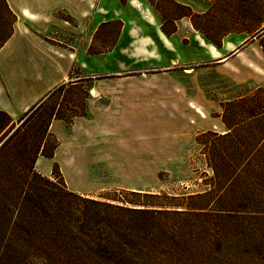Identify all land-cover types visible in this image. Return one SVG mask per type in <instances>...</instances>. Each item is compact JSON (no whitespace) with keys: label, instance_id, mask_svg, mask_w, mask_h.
I'll use <instances>...</instances> for the list:
<instances>
[{"label":"trees","instance_id":"16d2710c","mask_svg":"<svg viewBox=\"0 0 264 264\" xmlns=\"http://www.w3.org/2000/svg\"><path fill=\"white\" fill-rule=\"evenodd\" d=\"M147 1L156 7L159 0ZM166 1L184 9L181 15L217 47L221 39L203 27L213 11L229 16L223 35L253 34L264 22H239L233 15L239 0H210L204 12ZM255 4L260 9L264 0ZM14 19L0 0V47ZM98 29L88 53L110 50L95 48ZM73 86L54 87L16 120L0 110V264H264V85L221 103L224 133L195 136L196 160L203 164L193 169L196 189L103 198L67 187L55 161L50 176L35 168L39 156L52 158L59 145L51 122L60 119L68 127L85 115L74 106L69 115L46 106L54 93Z\"/></svg>","mask_w":264,"mask_h":264},{"label":"rangeland","instance_id":"374dc122","mask_svg":"<svg viewBox=\"0 0 264 264\" xmlns=\"http://www.w3.org/2000/svg\"><path fill=\"white\" fill-rule=\"evenodd\" d=\"M255 1L237 2L233 15L239 22L264 17V6L259 9ZM143 2L144 18L135 9L115 6L119 15L100 24L94 45L111 46L108 51L87 54L90 30L54 29L48 35L78 58L65 80L77 84L54 93L46 106L62 115H69L71 106L85 110L79 120L86 124L76 126L74 135L62 121L56 134L75 146L78 172L60 173L67 187L81 194L103 198L130 191L196 189L190 181L198 174L193 169L203 164L196 160L195 136L207 130L224 133L221 103L264 85V22L253 34H232L234 45L218 51L181 15L184 9L166 0L155 2L156 7ZM120 17L127 22L116 39ZM228 19L215 10L203 27L222 41ZM160 25L169 37L158 30ZM196 42L210 51V58L199 56ZM54 161L39 156L35 168L50 176Z\"/></svg>","mask_w":264,"mask_h":264},{"label":"crops","instance_id":"0c3cea01","mask_svg":"<svg viewBox=\"0 0 264 264\" xmlns=\"http://www.w3.org/2000/svg\"><path fill=\"white\" fill-rule=\"evenodd\" d=\"M174 1L188 5L195 12H204L211 5L210 0H199V4L193 0ZM6 2L15 19L11 35L0 47V110L5 111L12 118L19 117L54 87L65 83L72 64L78 60L73 50L49 40L48 35L51 31L63 29L78 33L90 30L88 49L99 25L119 15L114 11L115 6L124 11L135 9L137 15L143 18L146 12L143 8L145 6L143 0L122 2L121 0H6ZM117 19L120 20L121 27L116 39L119 38L127 22L123 17ZM158 30L164 34L159 28ZM179 31L180 26L177 23L175 32ZM241 32H229L223 35L221 46H216L217 50L222 51L226 45H234L232 34L239 35ZM115 41L113 44L116 43ZM192 43L190 40L188 44L192 45ZM195 47L201 58L211 57L210 51L200 46L198 42ZM87 54L99 53L87 52ZM72 84L75 85L77 82ZM84 116H75L71 125L66 127L70 135H74L76 126L86 124L85 121L79 120ZM59 121L62 120L54 119L50 124V130L55 135L61 125ZM76 158L73 142L59 140L52 159L58 163L62 174L78 172Z\"/></svg>","mask_w":264,"mask_h":264},{"label":"water","instance_id":"95a60500","mask_svg":"<svg viewBox=\"0 0 264 264\" xmlns=\"http://www.w3.org/2000/svg\"><path fill=\"white\" fill-rule=\"evenodd\" d=\"M220 60V59H219Z\"/></svg>","mask_w":264,"mask_h":264}]
</instances>
